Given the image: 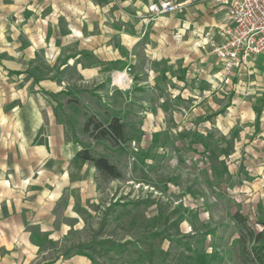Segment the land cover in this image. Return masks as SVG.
Here are the masks:
<instances>
[{
	"label": "rangeland",
	"instance_id": "1",
	"mask_svg": "<svg viewBox=\"0 0 264 264\" xmlns=\"http://www.w3.org/2000/svg\"><path fill=\"white\" fill-rule=\"evenodd\" d=\"M139 10V2L125 0H0V44H53L49 59L40 51L25 71L9 70V76L23 73L19 86L28 84L30 78L33 82L43 77L60 82L67 93L54 101L68 139L79 142L82 148L88 146L95 156H106L122 173L121 178L109 179L91 162L71 164L76 184L68 188L54 210L56 227L63 228L57 239L31 227L34 241L43 251L36 264H130L114 252L88 247L102 240L128 242L133 255L142 252V256L153 258L154 264H167L178 251L177 239L206 253L211 264H241L240 233L233 214L240 212L256 232L264 229V178L256 187L251 186L256 177L246 168H251L252 162L235 164L219 155L223 150H234L233 138L241 124L255 119L251 112L254 106L264 111V58L260 57L251 75L241 81L231 76L234 72L225 75L231 76L230 80L211 97L214 108L219 109V104L222 110L223 127L218 129L213 124L218 123L219 112L203 114V96L193 99L196 109L188 112L195 103L191 97L187 99L173 76L183 74L180 60L177 65L166 61L157 66L147 64ZM226 11L213 1H195L160 16L165 21L160 31L169 44H197L206 34L192 32L204 25L203 15L221 26ZM134 26V34L128 35ZM183 27L187 29L180 38ZM214 30L217 33L219 28ZM107 44L109 57L126 59L110 64L114 68L109 72L102 66L94 73L80 67L79 61L94 60L86 47H97L106 56ZM1 57L8 58L5 54ZM191 57L200 77L225 74L212 47L202 52V61L197 55ZM122 75L126 84L118 81ZM142 108L151 110L147 114L151 125L161 122L160 130L153 131L154 125L146 133L140 129L143 117L137 112ZM91 114L101 119L119 115L128 124L130 140L117 146L104 137H91L83 131ZM205 119L211 123L207 136L202 133ZM227 129L230 138L223 133ZM236 147L241 154L240 145ZM167 251L171 256L165 262Z\"/></svg>",
	"mask_w": 264,
	"mask_h": 264
},
{
	"label": "crops",
	"instance_id": "2",
	"mask_svg": "<svg viewBox=\"0 0 264 264\" xmlns=\"http://www.w3.org/2000/svg\"><path fill=\"white\" fill-rule=\"evenodd\" d=\"M117 1L123 0H113V3ZM125 1L139 2L140 10L137 12L143 16L140 33L145 37L147 64L154 63L157 66L162 61H166L177 65L176 61L180 60L184 68L183 74L180 76L173 74V76L174 81H177L181 85V90L186 93L187 99L191 97L195 103L188 107V112L193 113L196 109L197 103L193 99L199 95L203 96L205 104L202 113L219 112L220 119H216L218 123L213 125L221 129L222 110L219 104L217 105L219 109L214 108L211 97L221 91V84L228 82L231 76H238L241 81L243 76L251 75L253 64L264 56L250 60L246 66L235 70L229 78L223 72L205 73L200 77L195 72L196 63L191 56L197 55L202 61V52L206 47L210 46L213 50V44L205 43L209 40L220 41L218 31L216 33L214 30V27L219 28V26L212 23L211 19H205L204 14L202 20L204 25L192 32L194 35L206 34L205 37L201 35L197 44H169L163 38L164 32L160 31L161 27H164V18H152L148 11V5L154 0ZM197 2L206 4L212 1ZM130 15L127 13L129 21L133 23ZM205 27L209 28L205 30ZM134 29L135 26L128 35L134 34ZM186 29L187 27L180 29L178 37L181 38ZM160 33L162 36H159ZM52 46L53 44H0V264H36L43 251L40 249V244L34 241L31 227L37 228L40 233H47L50 239H57L63 228L56 227L54 210L59 208L68 188H73L75 183L71 164L75 163L76 155L82 147L79 142L68 139L65 124L57 113V103L54 101L61 93H67L66 90L61 88L60 82L44 77L37 79L38 82H33L32 78L27 79L28 84L19 86L17 84L22 81L23 73H13L14 76L11 77L8 74L9 70L25 71L28 62L36 59L40 51L44 59H49ZM106 46V56H103L101 50L96 49L97 47H86L89 52L92 51L90 53L94 60H88L85 64L79 61L80 67L94 73L102 66V70L109 72L114 68L109 66L110 64L118 60L123 62L126 59L109 57V44ZM112 51L113 49L111 54ZM3 54L8 58L3 59L1 57ZM79 55L81 52L78 53V57ZM218 64L222 67L219 59ZM168 77L172 79V76ZM120 80L126 84L123 75L119 76L118 81ZM30 83H33L32 88L29 87ZM217 84L218 88H216ZM227 108L232 111L231 106ZM150 112L151 110L145 108L137 112L143 117V122H139V126L144 133L153 125V131H158L162 125L160 121L150 124L147 116ZM251 112L255 119L242 123L239 136L233 138L234 144L240 145L241 154L235 146L233 151L220 152L219 155L220 159L228 158V161L233 160L235 164L239 161L252 162L253 166L247 167L246 170L256 179L253 180V184L245 181L256 187L255 185L263 181L261 178H264V111L260 109L258 123H256L255 106ZM186 119L188 121L190 118L187 116ZM204 127L202 133L207 136L211 133L209 119L204 120ZM223 133L228 136V129ZM228 166L231 172V165ZM251 190L249 193L253 195L254 191L251 193Z\"/></svg>",
	"mask_w": 264,
	"mask_h": 264
},
{
	"label": "trees",
	"instance_id": "3",
	"mask_svg": "<svg viewBox=\"0 0 264 264\" xmlns=\"http://www.w3.org/2000/svg\"><path fill=\"white\" fill-rule=\"evenodd\" d=\"M256 111V123H258L260 109L256 108ZM127 126L128 124L117 114H113L109 119H101L97 114H91L84 123L83 131L95 139L104 137L111 140L115 145L121 146L131 138L128 136ZM222 152L228 153L229 150H223ZM75 159L81 163L91 162L104 178L117 179L122 177V173L115 163L111 162L106 156L93 155L88 146H84L77 153ZM233 218L237 223L240 233L241 264H264V229L260 232H256L247 223L246 218L240 212L234 213ZM176 241L178 251L174 253L167 264H211V260L206 253L197 250L180 239ZM88 247L95 251H103L105 253L114 252L130 264H146L143 259L148 260L147 264H154L153 258L142 256V252L139 253L140 255H133V251L128 247V242L118 243L112 240H102L96 244H89ZM80 253H83L82 250ZM170 253L169 251L166 252L165 256L167 257L165 258V262L168 261V258L171 256ZM91 259L94 260L92 256Z\"/></svg>",
	"mask_w": 264,
	"mask_h": 264
},
{
	"label": "built area",
	"instance_id": "4",
	"mask_svg": "<svg viewBox=\"0 0 264 264\" xmlns=\"http://www.w3.org/2000/svg\"><path fill=\"white\" fill-rule=\"evenodd\" d=\"M195 1L207 0H154L148 11L151 16L160 17ZM210 1L227 8L226 20L218 30L221 39L213 43V52L229 76L250 60L264 56V0Z\"/></svg>",
	"mask_w": 264,
	"mask_h": 264
}]
</instances>
